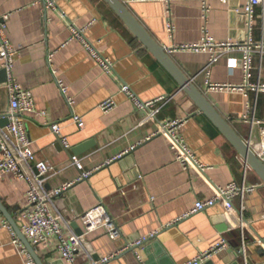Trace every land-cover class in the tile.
Here are the masks:
<instances>
[{
	"label": "crops",
	"instance_id": "1",
	"mask_svg": "<svg viewBox=\"0 0 264 264\" xmlns=\"http://www.w3.org/2000/svg\"><path fill=\"white\" fill-rule=\"evenodd\" d=\"M155 41L193 81L247 143L257 146L261 125L246 123L251 104L255 120L264 123V91L213 90L207 85V53L176 50L196 45L207 30L219 42H243L248 36L243 8L246 0H122ZM0 0V17L10 44L18 49L14 75L31 92L37 114H25L32 149L37 159L61 172L47 183L48 191L62 190L51 199L54 212L67 229L80 235L85 228L80 215L98 203L105 205L120 234L110 239L101 228L84 237V252L106 264H185L210 252L202 264H264V183L246 166L238 151L179 87L154 56L143 48L103 0ZM208 7L204 18L203 7ZM174 29L171 33L168 25ZM252 38L264 42V4L255 8ZM73 29L80 32L76 36ZM85 44L111 63L110 74ZM241 52L231 50L210 70L211 84L241 87ZM250 82L264 85V56L253 55ZM61 82L66 95L61 91ZM129 86L143 103L167 97L158 121L143 123L132 100L121 92ZM108 112L101 105L109 99ZM9 95L0 84V116L9 108ZM83 119V126L74 117ZM183 121L178 129L187 146L208 169L186 170L175 159L166 136L157 133L158 122ZM61 124L60 136L50 125ZM69 144L66 148L60 139ZM92 143L78 156L70 152ZM90 176L83 178V174ZM245 183L254 187L244 198L245 226L237 214H227L222 204L189 214L196 203L214 195L218 186ZM28 183L14 174L0 178V201L21 226ZM237 210L242 201L234 200ZM1 220H6L1 213ZM12 226V225H11ZM154 237L141 247L127 249L141 237ZM225 239L226 247L212 250ZM12 230L1 226L0 264H26L14 244ZM45 264H64L57 243L35 247ZM136 253L143 257V263ZM82 261V260H81Z\"/></svg>",
	"mask_w": 264,
	"mask_h": 264
},
{
	"label": "built area",
	"instance_id": "2",
	"mask_svg": "<svg viewBox=\"0 0 264 264\" xmlns=\"http://www.w3.org/2000/svg\"><path fill=\"white\" fill-rule=\"evenodd\" d=\"M228 3L230 0H222ZM247 3L243 8V16L245 26L248 30V36L243 42H219L207 31L204 30L203 37L196 45H179L176 50L192 51L194 53H207L209 55V64L205 69L207 76V85L209 88L215 90H240L247 92L252 90L254 92H263L264 85L253 84L250 82L251 72L254 68L253 55L259 54L260 58L264 56V42L256 43L252 38V25L255 16V8L264 4V0H246ZM47 8H53L54 0H45ZM204 18L207 17L209 11L208 7L204 5ZM4 20L0 17V71L7 72V80L3 83L9 95L8 111L0 116V120H6L8 124L5 127L0 126V178L6 175L14 174L21 180L28 183L27 205L20 213L21 226L20 230L27 241L35 248L46 245L52 241L57 243L59 256L64 264H106L110 258L102 259L95 262L90 255L84 252V237L97 231L98 229H105L110 239L115 240L120 234L117 225L112 221L105 205L98 203L96 207L90 211L80 215L78 218L83 223L85 231L81 235H77L67 229L64 219L57 215L52 207L51 199L61 194L62 190L48 191L45 189L47 183L55 175L61 171L53 165L42 162L37 159L32 149V139L29 136L26 122L22 120L25 114H37L42 116L44 113H38L36 103L31 92L23 89L18 83L14 75V63L16 57L19 55V50L14 48L7 39L4 32ZM168 30L172 33L173 28L169 24ZM76 36L80 37V32L73 29ZM91 55L102 66L105 73L110 74L112 65L106 59H103L99 54L85 44ZM231 50H238L241 52L240 66L244 73L245 84L241 87H234L229 85L211 84L209 80L210 70L221 58H223ZM168 51V50H167ZM61 91L66 95L67 88L59 82ZM121 92L124 93L130 100L133 101L134 107L138 112H143L145 119L143 123L148 121H158V114L163 109V106L168 102V98H159L155 101L141 102L133 94L129 86H123ZM115 106V100L112 98L104 102L100 107L104 112L110 111ZM248 115L242 119L246 123L261 125L260 131L262 133L261 142L256 146L253 141H248L247 145L254 151L257 157L264 162V123L255 120L253 108L248 105ZM74 123L82 127L84 122L82 117H74ZM183 121L179 120H164L158 122L157 133L169 140L170 148L175 154V159L186 170H196L198 172H205L208 168L198 161L196 155L189 149L183 137L177 133ZM52 132L60 136L62 129L61 124L50 125ZM64 146L69 148V144L65 138L61 139ZM73 163L80 168V164L73 159ZM246 164V163H245ZM247 166V165H246ZM249 167V166H248ZM90 176V173L83 174V178ZM254 187H248L245 183H231L226 187L218 186L215 188L213 197L201 200L196 203L195 207L189 214L200 213L201 211L210 209L218 205H223L227 214H237L239 219V227L243 231L245 226L244 218V198L247 194L252 193ZM239 197L242 201L240 210H237L234 205V199ZM0 221L1 226L12 230L13 241L20 255L25 259L26 264H36L30 253L19 239L16 231L5 220ZM154 237L151 234L149 238L141 237L129 245L127 249H135L141 247ZM260 245H264L261 240H258ZM226 247V240L222 239L219 244L212 250L213 252ZM211 255L210 252L202 253L199 257L189 261L185 264H202L205 259ZM137 259L143 263V257L136 253ZM82 260V261H81Z\"/></svg>",
	"mask_w": 264,
	"mask_h": 264
},
{
	"label": "water",
	"instance_id": "3",
	"mask_svg": "<svg viewBox=\"0 0 264 264\" xmlns=\"http://www.w3.org/2000/svg\"><path fill=\"white\" fill-rule=\"evenodd\" d=\"M112 11L120 18L127 28L132 31L137 40L141 43L143 48L154 56L159 64L163 65L169 74L178 82L179 87L188 95L189 98L195 103L197 108L206 115L215 127L224 135L233 148H235L247 166L255 171L262 183H264V162L261 161L247 143L242 139L237 131L232 128L229 122L219 114L214 106L209 102L208 98L196 87V85L189 79L180 67L172 60L165 47L160 46L155 39L150 35L148 30L137 20L133 13L130 12L127 5L122 0H103ZM7 80V72L0 71V84L5 83ZM8 124L6 120H0V126L5 127ZM61 140V139H60ZM62 141V140H61ZM92 143L78 148L77 151L70 152V156H78L82 151L88 149ZM0 211L6 218L9 225H12L16 231L19 239L23 242L24 246L30 253L31 257L35 260L36 264H45L36 253L35 248L29 241L26 240L22 234L19 225L16 223L12 214L2 205L0 201ZM83 232H80V235ZM133 251V249H130ZM49 264V263H47Z\"/></svg>",
	"mask_w": 264,
	"mask_h": 264
}]
</instances>
